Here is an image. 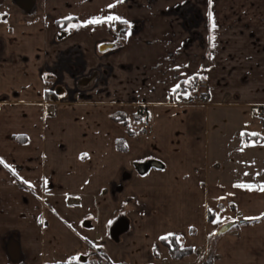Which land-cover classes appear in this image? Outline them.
<instances>
[{
  "label": "crops",
  "instance_id": "crops-1",
  "mask_svg": "<svg viewBox=\"0 0 264 264\" xmlns=\"http://www.w3.org/2000/svg\"><path fill=\"white\" fill-rule=\"evenodd\" d=\"M60 65L102 75L58 97ZM259 109L264 0H0V264H264Z\"/></svg>",
  "mask_w": 264,
  "mask_h": 264
},
{
  "label": "built area",
  "instance_id": "built-area-1",
  "mask_svg": "<svg viewBox=\"0 0 264 264\" xmlns=\"http://www.w3.org/2000/svg\"><path fill=\"white\" fill-rule=\"evenodd\" d=\"M67 67V66H66ZM51 76L50 86L52 92L56 91L57 89L61 90V93L58 94V97H69L74 98L79 96L81 93H84L88 89H90L97 79L102 75V73H94L96 74L95 77L91 80V82L83 85L82 82L86 81L88 78L91 77V74L87 75H79L71 73L70 69L62 68V65L58 68H48L46 69V73ZM73 74L69 77L68 75ZM65 77H69L71 79L72 84L68 85L65 81ZM206 89V82L203 79H198L197 84L194 90H186L182 91L179 90V95L173 94V101L176 104H187V105H204L206 103V98L203 90ZM141 118V127L138 128L139 133H146L150 130L151 124L148 120L147 112L140 111L139 113ZM251 114L257 117L260 120L264 121V109L259 110H252Z\"/></svg>",
  "mask_w": 264,
  "mask_h": 264
},
{
  "label": "trees",
  "instance_id": "trees-1",
  "mask_svg": "<svg viewBox=\"0 0 264 264\" xmlns=\"http://www.w3.org/2000/svg\"><path fill=\"white\" fill-rule=\"evenodd\" d=\"M197 80H198L197 78H192V82L190 84H187V85H185L184 82H181L180 83L181 88L179 90H182V91L194 90L196 87V84H197ZM112 119L115 122L122 125L123 127H126L129 134H133V132L130 130V128L128 126V118L126 115H124V114L114 115V116H112ZM140 119H141L140 116H138V117L135 116L133 118V121L137 122ZM246 137H247L246 139H257V136H246ZM118 148H119V150L124 149L123 147L120 146V144H118ZM161 242H162V244H164L168 248L169 253H170L173 260H180L183 257H185L191 253V249L182 248L179 241L178 242L176 241L175 237H169L168 240H166V241L162 240ZM207 263L208 262L205 261V263L200 262L199 264H207Z\"/></svg>",
  "mask_w": 264,
  "mask_h": 264
},
{
  "label": "snow or ice",
  "instance_id": "snow-or-ice-1",
  "mask_svg": "<svg viewBox=\"0 0 264 264\" xmlns=\"http://www.w3.org/2000/svg\"><path fill=\"white\" fill-rule=\"evenodd\" d=\"M117 2H122V0H117ZM210 2H211V0H210ZM108 7L109 8H112V7H114V5H112V4H110V5H108ZM209 18H211V16H212V14H211V12H209ZM66 19H71V17H68V18H66ZM120 18L119 17H117V16H107V17H104L103 19H101V18H99V17H97V18H93V19H91V20H88V21H86L85 23L86 24H100V23H106V22H111V21H116V20H119ZM125 23H127V21H124ZM71 27H77V25H70ZM213 27H215V25H213ZM192 82V79L191 78H189L188 80H185L184 81V84L185 85H187V84H190ZM181 88V85L180 84H177V85H175L174 86V88L172 89V92L173 93H175V94H177V95H179V89ZM245 135H250V136H258L259 134L258 133H245V132H242L241 133V136L243 137V136H245ZM242 150V149H241ZM245 175H247V173H245ZM236 187H248V188H251V186L250 185H235ZM259 190L260 191H264V186H260L259 187ZM209 211H211V209L209 210ZM256 219H258V218H256ZM219 221V217H217V220H214L213 221V223H217ZM174 234H172V233H169V234H167V235H165V236H162V237H159V239H161V240H168L169 239V237H172ZM175 239H176V241L178 242L179 241V237L177 236V237H175ZM73 259H76L75 257L73 258Z\"/></svg>",
  "mask_w": 264,
  "mask_h": 264
},
{
  "label": "flooded vegetation",
  "instance_id": "flooded-vegetation-1",
  "mask_svg": "<svg viewBox=\"0 0 264 264\" xmlns=\"http://www.w3.org/2000/svg\"><path fill=\"white\" fill-rule=\"evenodd\" d=\"M70 70H71V73H74V74H80L79 73V71L81 70L80 68H76V67H71L70 68ZM93 73H96V72H93ZM90 80V78H88L87 80H86V82L87 81H89ZM92 80V79H91ZM91 80L89 81V82H91ZM85 82V81H84ZM84 82H82V84L83 85H86L87 83H84ZM88 82V83H89ZM207 85V84H206ZM61 93V90L60 89H57L56 91H54L53 92V94H55V95H58V94H60Z\"/></svg>",
  "mask_w": 264,
  "mask_h": 264
},
{
  "label": "water",
  "instance_id": "water-1",
  "mask_svg": "<svg viewBox=\"0 0 264 264\" xmlns=\"http://www.w3.org/2000/svg\"><path fill=\"white\" fill-rule=\"evenodd\" d=\"M109 47H112V46H109ZM104 48H106V46H103V48H100V50H101V49H104ZM140 168H141V167H138V168H137L138 172H139V173H144L145 170H146V168H145V167H143V168H141V169H140Z\"/></svg>",
  "mask_w": 264,
  "mask_h": 264
},
{
  "label": "rangeland",
  "instance_id": "rangeland-1",
  "mask_svg": "<svg viewBox=\"0 0 264 264\" xmlns=\"http://www.w3.org/2000/svg\"><path fill=\"white\" fill-rule=\"evenodd\" d=\"M148 115V114H147Z\"/></svg>",
  "mask_w": 264,
  "mask_h": 264
}]
</instances>
